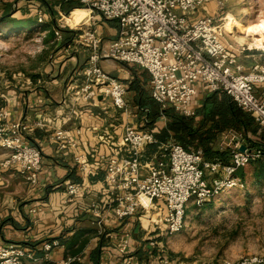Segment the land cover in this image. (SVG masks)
<instances>
[{
    "label": "built area",
    "instance_id": "obj_1",
    "mask_svg": "<svg viewBox=\"0 0 264 264\" xmlns=\"http://www.w3.org/2000/svg\"><path fill=\"white\" fill-rule=\"evenodd\" d=\"M91 16L99 15L118 22L116 36L106 45L96 32L94 21L78 23V41L88 49V56L77 74L81 83L72 87L75 98L95 103L99 98L111 99L119 110L127 109V85L111 76L100 65L102 59L136 65L150 76V96L161 108L171 106L181 115L194 116V100L202 93L225 92L243 110L249 112L264 129V65L246 70L235 49L223 39L220 25L225 0H76ZM215 7L209 12L208 5ZM42 22V19H39ZM62 27H54L55 40L63 39ZM69 88V87H68ZM9 113L0 108V147L7 156L1 169H15L26 181L35 185L42 169V152L26 139L29 125L22 120L8 122ZM36 126L42 127L38 121ZM60 149L74 146L67 130L59 127L51 136ZM125 154L104 157V183L112 193L107 207L119 219H126L151 208L161 201L165 212L161 217L166 234L180 232L185 225L187 203L202 207L224 192L243 188L240 170L264 159V144L253 145L235 131L222 133L219 149L230 154L228 162L207 159L203 150H187L170 139L160 143L153 130L128 125L122 136ZM157 146L148 154L149 146ZM245 145V150L240 147ZM85 155L75 159L85 171ZM69 197L82 186L66 182ZM147 200V202H145ZM100 216L99 207L92 205ZM51 244H45L49 251ZM122 264H140L125 248ZM25 251L18 245H0V264H24ZM68 257L53 264H71ZM167 262L165 261V264ZM224 264H264V254H251Z\"/></svg>",
    "mask_w": 264,
    "mask_h": 264
},
{
    "label": "crops",
    "instance_id": "obj_2",
    "mask_svg": "<svg viewBox=\"0 0 264 264\" xmlns=\"http://www.w3.org/2000/svg\"><path fill=\"white\" fill-rule=\"evenodd\" d=\"M74 1L0 0V36L36 27L40 18L43 22L49 16L55 27L64 26L61 41L54 36L48 41L52 49L38 63L41 66L24 73L21 86L0 92V108L8 111V122L27 123L26 139L42 152L35 185L15 169L0 168V245L20 246L24 264H53L68 257L78 258L71 264H122V247L140 264H173L165 245L172 237H167L161 222L163 202L156 201L126 219L117 218L107 207L112 193L104 183V157L125 154L122 136L128 125L149 129L145 126L148 109L143 107L151 97L149 73L136 65L102 59V68L126 83L127 109H116L107 97L95 103L75 98L71 88L81 83L77 72L89 53L78 41L81 29L76 25L96 21L94 28L106 45L116 36L118 22L91 16L85 8L74 7ZM66 12L70 13L68 27L57 25L56 16ZM194 103L200 107L202 102ZM161 118L149 130L164 127L166 122L158 125ZM38 121L42 127L36 126ZM59 127L67 130L74 146L60 149L51 139ZM152 148H147L149 155L156 151L150 152ZM79 154L85 155V171L75 159ZM6 156L0 147V162ZM66 182L80 183L81 191L69 197ZM45 244L52 245L49 251L44 250Z\"/></svg>",
    "mask_w": 264,
    "mask_h": 264
},
{
    "label": "rangeland",
    "instance_id": "obj_3",
    "mask_svg": "<svg viewBox=\"0 0 264 264\" xmlns=\"http://www.w3.org/2000/svg\"><path fill=\"white\" fill-rule=\"evenodd\" d=\"M71 4L78 5L77 1ZM214 7L211 1L209 12ZM69 15L58 14L57 25L68 27ZM221 18L223 39L238 53L245 69L264 65V0H225ZM54 27L49 16L36 27L0 36V92L21 86L24 73L41 66L38 63L52 49L48 48V41L54 36ZM197 99L200 101L202 95ZM165 122L162 116L158 125ZM256 170L255 162L241 169L243 188L224 192L200 208L194 206L192 199L187 203L183 229L167 234L172 237L165 245L173 264H224L247 255L264 254V176L257 177Z\"/></svg>",
    "mask_w": 264,
    "mask_h": 264
},
{
    "label": "trees",
    "instance_id": "obj_4",
    "mask_svg": "<svg viewBox=\"0 0 264 264\" xmlns=\"http://www.w3.org/2000/svg\"><path fill=\"white\" fill-rule=\"evenodd\" d=\"M201 95L202 103L195 115L190 117L179 114L171 106L161 108L155 100L147 97L146 105L143 106L148 109L145 126L153 129L157 119L165 116L166 125L160 130H153L160 143L173 139L187 150L201 149L207 159L217 158L224 163L229 161L230 154L227 150L219 149L218 143L222 133L232 130L240 133L253 145L264 144V129L256 124L249 112L237 106L225 92L215 91ZM152 147V150L157 149L156 145ZM255 163L256 176L260 178L264 176V159H259Z\"/></svg>",
    "mask_w": 264,
    "mask_h": 264
},
{
    "label": "water",
    "instance_id": "obj_5",
    "mask_svg": "<svg viewBox=\"0 0 264 264\" xmlns=\"http://www.w3.org/2000/svg\"><path fill=\"white\" fill-rule=\"evenodd\" d=\"M240 150H241V151H244V150H245V145H242V146L240 147Z\"/></svg>",
    "mask_w": 264,
    "mask_h": 264
},
{
    "label": "bare ground",
    "instance_id": "obj_6",
    "mask_svg": "<svg viewBox=\"0 0 264 264\" xmlns=\"http://www.w3.org/2000/svg\"><path fill=\"white\" fill-rule=\"evenodd\" d=\"M86 11L89 13V11L86 9ZM238 25V24H237ZM262 27V29L264 28V24L261 26Z\"/></svg>",
    "mask_w": 264,
    "mask_h": 264
}]
</instances>
